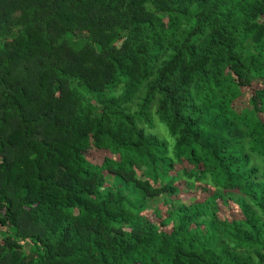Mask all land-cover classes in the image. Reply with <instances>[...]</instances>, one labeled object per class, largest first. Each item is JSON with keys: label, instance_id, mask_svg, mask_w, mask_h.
<instances>
[{"label": "trees", "instance_id": "16d2710c", "mask_svg": "<svg viewBox=\"0 0 264 264\" xmlns=\"http://www.w3.org/2000/svg\"><path fill=\"white\" fill-rule=\"evenodd\" d=\"M0 264H264V0H0Z\"/></svg>", "mask_w": 264, "mask_h": 264}, {"label": "rangeland", "instance_id": "374dc122", "mask_svg": "<svg viewBox=\"0 0 264 264\" xmlns=\"http://www.w3.org/2000/svg\"><path fill=\"white\" fill-rule=\"evenodd\" d=\"M255 85H256V87L258 86L257 84H255ZM249 88H250V87H247V88H243V89H242L243 92H245V94H244V97H245V98H247V97L250 96L249 91H251V89H249ZM158 122H159V120H158ZM164 131H165V130H164ZM159 133H160V131H159ZM162 134H163V132L160 133L161 136H162ZM165 134L168 135L167 132H165ZM166 137H167V136H166ZM170 138H171V137H170ZM139 174H141V172H139ZM179 184L181 185L182 188L185 187V182H184V181L180 182ZM195 191H196V189H195ZM159 201H162V199H159ZM185 201L189 202L190 200H189V199H185Z\"/></svg>", "mask_w": 264, "mask_h": 264}]
</instances>
